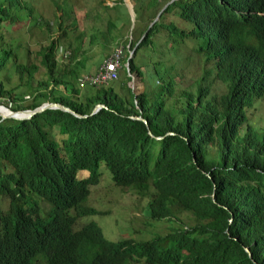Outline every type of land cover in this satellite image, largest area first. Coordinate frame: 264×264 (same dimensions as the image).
I'll use <instances>...</instances> for the list:
<instances>
[{
	"label": "trees",
	"instance_id": "16d2710c",
	"mask_svg": "<svg viewBox=\"0 0 264 264\" xmlns=\"http://www.w3.org/2000/svg\"><path fill=\"white\" fill-rule=\"evenodd\" d=\"M134 1L136 20L146 7L143 19L151 21L142 39L123 47L118 81L81 89L86 58L59 55V39L38 51L45 79L32 86L39 66L12 28L23 21L41 27L42 19L27 2L0 0V105L18 112L57 103L85 116H0V196L10 200L0 207V264H264V131L249 117L264 100V0H174L158 20L172 0ZM65 4L55 3L59 10ZM116 5L126 10L122 0ZM169 15L188 27L166 22ZM161 32L174 50L202 41L197 51L211 69L196 91L178 88L174 67L146 63L143 70L133 55L129 73L145 88L139 95L131 89V51L150 55ZM211 75L226 93H211ZM97 105L104 108L92 115ZM100 166L114 185L147 197L148 218L170 231L112 242L93 221L77 229L79 218L99 212L85 202Z\"/></svg>",
	"mask_w": 264,
	"mask_h": 264
},
{
	"label": "rangeland",
	"instance_id": "374dc122",
	"mask_svg": "<svg viewBox=\"0 0 264 264\" xmlns=\"http://www.w3.org/2000/svg\"><path fill=\"white\" fill-rule=\"evenodd\" d=\"M22 1L27 2L33 8L35 14L42 19L41 27L30 28L29 23L23 21L12 28L15 34H20L21 44L26 45L32 53L29 57V63L39 66V71L32 83L34 87L39 81L45 79V70L40 65V57L37 53L41 47L48 45L51 40H60L59 55L65 57V51H68L70 54L76 55L75 57H78V60L86 58L82 74L93 75L103 60L116 49L122 47L124 57L123 47L131 41L142 39L146 27L151 21L149 15L143 19V16L148 13L146 7H141V11L145 12L141 21L140 18L136 20V16H141L140 11L138 10L136 15L131 14L132 8L128 10L127 3L126 5L123 3L126 10L120 9L116 5L119 0H66L62 10H59L55 5L60 0ZM129 1L132 2L135 10L140 5L134 0ZM114 5L115 7L112 8ZM71 9L73 17L69 18L64 14L69 13ZM73 20L76 21V27L72 25ZM172 20L182 28L188 27L187 22L175 16L169 15L165 19L166 22ZM110 24H114L112 34L109 32L111 29ZM48 28L51 29L48 30ZM65 30L66 33H64ZM167 39L165 32L155 35L150 55H146L144 51L139 54L134 53L135 62L139 63L143 70L146 63L152 66L157 62H160L161 65L163 62L169 70L174 67L171 72L177 75L178 88L196 91L203 77L204 69H211L210 64L205 65L206 56L197 51L202 41L186 40L184 44L174 50ZM126 49H128V46H126ZM19 53L24 56L25 50L20 49ZM132 77H135V75H132ZM135 78V81L129 84L133 88V92H144L145 87L142 79ZM207 79L211 82L210 90L212 94L219 96L227 92L226 85L214 80L212 75ZM13 81L17 82V79L14 77ZM23 90H26L24 86L18 92ZM24 99L30 101L27 96ZM249 117L255 130L264 131V100L257 102L254 108L250 110ZM99 171L102 174L100 182L98 185L91 187L89 197L85 202L86 206L94 207L99 212L94 216L79 218L76 223L77 229L87 222L93 221L101 228L103 236L112 242L123 238H129L136 242L148 241L157 235H166L170 231L171 227L168 223L152 221L148 218L147 197H141L133 193L131 187L114 185L109 171L104 166H100ZM9 204L10 200L8 198L0 196V207L7 209ZM42 206L47 208L48 204L43 202ZM180 218L185 221L187 218L186 212H182Z\"/></svg>",
	"mask_w": 264,
	"mask_h": 264
},
{
	"label": "water",
	"instance_id": "95a60500",
	"mask_svg": "<svg viewBox=\"0 0 264 264\" xmlns=\"http://www.w3.org/2000/svg\"><path fill=\"white\" fill-rule=\"evenodd\" d=\"M123 3L126 5V1L125 0H122ZM174 0H172L170 3H168L164 9L159 13V15L157 16V19L158 20L163 11L168 7L170 6V4L173 2ZM127 9L129 10V6H127ZM135 15V12H134V7H132V11H131V14ZM132 53H134V50L131 51V55ZM131 55L129 56L128 60H127V65H128V61L130 60L131 58ZM129 77H131V83L135 81V77H132V75H129ZM133 90V88H131ZM140 93H135V95H139ZM0 108H4L8 113L6 114H2L0 113V116L2 118V121H5L7 119H15V120H21V121H25V120H30L31 118H33L34 116L38 115V114H41L43 113L44 111L46 110H61V111H64V112H68V113H71L73 114L74 116L78 117V118H85V116H81V115H78L77 113H75L73 110L61 105V104H57V103H44L42 104L41 106L35 108L34 110H25V111H18V112H14L12 111L10 108L8 107H5V106H0ZM104 108L103 105H97L93 111H92V115L96 114L100 109ZM133 119L135 120H140L142 122H144V124L148 125V121L146 119H144L143 117H134ZM173 134H170V136H172ZM152 136V135H151ZM158 141H161L162 139L158 138L157 139ZM247 252L250 253V251L247 249ZM251 255V254H250ZM252 257V255L250 256Z\"/></svg>",
	"mask_w": 264,
	"mask_h": 264
},
{
	"label": "built area",
	"instance_id": "2783aa9c",
	"mask_svg": "<svg viewBox=\"0 0 264 264\" xmlns=\"http://www.w3.org/2000/svg\"><path fill=\"white\" fill-rule=\"evenodd\" d=\"M122 49H116L109 57L103 60L96 73L93 75L83 74L79 79V87L83 89L88 86H107L117 80L118 71L122 64ZM125 68L127 66L125 65Z\"/></svg>",
	"mask_w": 264,
	"mask_h": 264
},
{
	"label": "bare ground",
	"instance_id": "6f19581e",
	"mask_svg": "<svg viewBox=\"0 0 264 264\" xmlns=\"http://www.w3.org/2000/svg\"><path fill=\"white\" fill-rule=\"evenodd\" d=\"M127 4H128V6H129V8H132V5H130L129 4V2L127 1L126 2ZM122 55H123V52H122ZM122 64V63H121ZM119 73V72H118ZM118 81V80H117ZM0 106H2V105H0ZM0 113H2V114H6V113H8L4 108H0Z\"/></svg>",
	"mask_w": 264,
	"mask_h": 264
},
{
	"label": "clouds",
	"instance_id": "9594fccd",
	"mask_svg": "<svg viewBox=\"0 0 264 264\" xmlns=\"http://www.w3.org/2000/svg\"><path fill=\"white\" fill-rule=\"evenodd\" d=\"M133 7H134V6H133ZM134 12H135V11H134ZM133 14H134V13H133ZM130 55H131V53H130ZM132 55H133V53H132ZM132 55H131V56H132ZM100 65H101V64H100ZM126 66H127V68H126V69H127V73H128L127 75L129 76V75H130V73H129V69H128V65H127V63H126ZM135 77H136V75H135Z\"/></svg>",
	"mask_w": 264,
	"mask_h": 264
},
{
	"label": "crops",
	"instance_id": "0c3cea01",
	"mask_svg": "<svg viewBox=\"0 0 264 264\" xmlns=\"http://www.w3.org/2000/svg\"><path fill=\"white\" fill-rule=\"evenodd\" d=\"M99 68V67H98ZM98 70V69H97Z\"/></svg>",
	"mask_w": 264,
	"mask_h": 264
}]
</instances>
